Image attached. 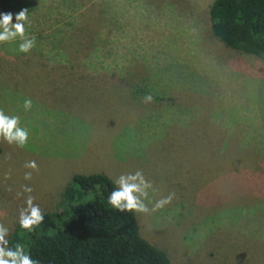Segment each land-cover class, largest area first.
<instances>
[{
    "label": "rangeland",
    "instance_id": "1",
    "mask_svg": "<svg viewBox=\"0 0 264 264\" xmlns=\"http://www.w3.org/2000/svg\"><path fill=\"white\" fill-rule=\"evenodd\" d=\"M130 1L0 0L36 37L27 54L0 44V109L29 130L24 148L0 139V223L22 185L52 211L74 173L139 169L153 203L173 194L134 212L169 264H264V59L211 34L210 0Z\"/></svg>",
    "mask_w": 264,
    "mask_h": 264
},
{
    "label": "trees",
    "instance_id": "2",
    "mask_svg": "<svg viewBox=\"0 0 264 264\" xmlns=\"http://www.w3.org/2000/svg\"><path fill=\"white\" fill-rule=\"evenodd\" d=\"M118 1L124 9L126 3ZM206 15L211 34L224 46L264 59V0H210ZM114 187L102 173L72 174L55 208L43 211V224L26 232L16 221L9 247L22 243L40 264H169L165 252L140 236L134 212L108 204Z\"/></svg>",
    "mask_w": 264,
    "mask_h": 264
},
{
    "label": "clouds",
    "instance_id": "3",
    "mask_svg": "<svg viewBox=\"0 0 264 264\" xmlns=\"http://www.w3.org/2000/svg\"><path fill=\"white\" fill-rule=\"evenodd\" d=\"M13 17L15 22H13ZM26 26H31L26 8L15 14L12 12L0 13V44L19 40L15 51L29 53L36 46V37L27 34ZM151 101V95L144 97V102L150 103ZM23 107L26 111L30 110L32 100L25 99ZM0 139L8 145L24 148L28 144L29 130L20 125L18 115H8L3 109H0ZM6 159H10V155L6 156ZM23 167L29 169L24 173L26 181L32 179L33 172L39 171L35 160L26 161ZM113 183L115 187L107 196V202L112 208L119 212H149L148 203H153L150 196L156 192V189L153 183L144 176L142 170L121 173L113 180ZM32 192L33 188L25 184L16 193L18 198L23 197V205L18 209L17 223L26 232L34 231L44 222V212L35 203ZM172 198L173 194H169L167 197L155 200L151 211L164 207L171 202ZM9 235L10 229L0 223V264H40L39 260L33 259L22 243H16L9 247Z\"/></svg>",
    "mask_w": 264,
    "mask_h": 264
}]
</instances>
